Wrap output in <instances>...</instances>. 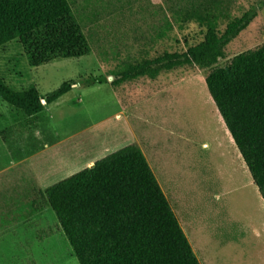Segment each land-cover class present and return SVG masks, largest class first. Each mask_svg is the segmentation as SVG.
Returning a JSON list of instances; mask_svg holds the SVG:
<instances>
[{"label": "rangeland", "instance_id": "1", "mask_svg": "<svg viewBox=\"0 0 264 264\" xmlns=\"http://www.w3.org/2000/svg\"><path fill=\"white\" fill-rule=\"evenodd\" d=\"M68 1L89 54L33 67L17 39L0 46V77L10 87L34 85L45 96L72 82L70 91L30 116L0 99V127L19 120L0 128L2 176L19 177L21 187L33 184L34 175L51 185L136 143L201 264H264V203L208 93L205 71L183 67L111 84L122 62L184 51L202 40L204 28L174 22L163 0ZM249 8L256 16L217 65L264 43V0H234L232 16ZM37 230L21 240L25 254L8 251L0 264H79L63 233L44 241Z\"/></svg>", "mask_w": 264, "mask_h": 264}, {"label": "trees", "instance_id": "2", "mask_svg": "<svg viewBox=\"0 0 264 264\" xmlns=\"http://www.w3.org/2000/svg\"><path fill=\"white\" fill-rule=\"evenodd\" d=\"M163 1L174 22L204 28L202 40L184 51L164 50L124 61L113 72L111 84L155 79L183 67L204 70L208 93L264 202V43L217 65L228 43L256 12L249 8L232 16L234 0ZM171 28L166 20L165 30ZM15 39L33 67L91 51L68 0H0V46ZM71 85L64 81L42 96L34 85L17 90L0 77V99L30 116L70 91ZM41 194L79 264H201L136 143L49 185Z\"/></svg>", "mask_w": 264, "mask_h": 264}, {"label": "crops", "instance_id": "3", "mask_svg": "<svg viewBox=\"0 0 264 264\" xmlns=\"http://www.w3.org/2000/svg\"><path fill=\"white\" fill-rule=\"evenodd\" d=\"M18 123L19 120L0 128H5L8 126L10 127L11 125L14 126ZM229 137L232 140L230 134ZM62 140H64V138L58 139L57 141ZM17 163L14 164L17 166ZM18 164L21 163L19 162ZM14 166H11L9 169ZM6 171L0 172V258H2V255L8 251L9 253H14L17 256H22L24 252L20 247L21 240L24 236H29L30 233L35 229H38L37 231H39L37 238L44 241L50 237L55 238L59 235V233H63L59 223L54 218L52 213L53 210L48 204H46L45 199L41 194L43 190L49 185H43L39 183V180L34 175L30 177L34 183L24 184L22 188L21 183L20 186L17 185L19 180H21L19 177L8 175L2 176V174ZM10 181H12L14 184L10 185ZM182 227L189 235V238H191L188 228H184V226ZM189 243H191V239ZM8 245H10L11 248H5ZM190 245L196 254L194 244L192 245L191 243ZM13 259L14 261L21 260V258Z\"/></svg>", "mask_w": 264, "mask_h": 264}, {"label": "water", "instance_id": "4", "mask_svg": "<svg viewBox=\"0 0 264 264\" xmlns=\"http://www.w3.org/2000/svg\"><path fill=\"white\" fill-rule=\"evenodd\" d=\"M42 102H44V99H42Z\"/></svg>", "mask_w": 264, "mask_h": 264}]
</instances>
